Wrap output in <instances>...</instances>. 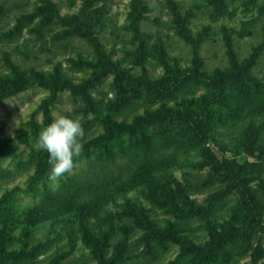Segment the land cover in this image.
Returning <instances> with one entry per match:
<instances>
[{"label":"rangeland","instance_id":"1","mask_svg":"<svg viewBox=\"0 0 264 264\" xmlns=\"http://www.w3.org/2000/svg\"><path fill=\"white\" fill-rule=\"evenodd\" d=\"M212 2L0 0V78L13 82L12 66L24 86L16 92L11 85L0 104V144L16 148L10 157H0V199L13 190L18 199L8 235L2 227L1 264H98V252L110 258L122 241L130 244L125 264H186L175 245L145 254L137 241L143 231L136 228L143 215L158 228L172 223L175 235L198 250L213 242L220 264H264V227L255 216L264 218V103L252 98L264 90V0H223L225 9ZM20 23L26 25L14 35ZM221 74L234 77V97L248 100L249 107L240 116L213 110L209 124L201 116L215 90L195 78L216 80ZM123 75L147 83L126 107L115 86ZM184 77L188 82L173 97L157 103L145 97L151 85L164 92ZM81 94L95 106L94 123L85 119ZM182 110L205 129L206 159L183 153L192 142L178 119L151 126L154 147L163 144L162 132L176 137L159 156L147 158L141 146L133 155L128 149L102 159L85 154L113 124ZM57 114L81 116L85 137L73 171L53 182L48 154L38 150L36 140ZM232 117L234 124L218 127L217 120ZM246 164H252L249 173L238 175ZM41 166L47 171L42 178ZM228 174L240 180L205 184L208 177ZM44 188L55 196L47 203L39 197ZM180 194L196 207L214 201L217 210L204 219L166 214L171 196ZM53 200L63 209L59 213L49 207ZM222 233L231 234L226 245L218 240ZM34 249L35 256L11 261Z\"/></svg>","mask_w":264,"mask_h":264},{"label":"trees","instance_id":"2","mask_svg":"<svg viewBox=\"0 0 264 264\" xmlns=\"http://www.w3.org/2000/svg\"><path fill=\"white\" fill-rule=\"evenodd\" d=\"M218 8L225 9V5L223 0H217L214 2ZM253 1V0H251ZM26 24L20 23L18 24V27L16 28L14 35H19L23 29V27ZM11 36V35H10ZM73 65H78V69L83 66V64L79 65V63H72ZM85 66V65H84ZM12 69V75L14 81L9 82L10 78H0V104L2 100L10 95L12 92L10 90L11 85H15L16 92H18L20 89L22 90L24 88L22 81V74L17 71L15 67L10 66ZM183 77V76H182ZM220 77V75H219ZM186 77L181 78L180 82L178 84H174L170 89H167L164 92H157L156 88L151 85L150 90H146L145 97L147 99L152 100L154 103L160 102L163 99L170 97H173L175 93H178L188 81H185ZM196 82H200L202 84H205L209 89L215 90V99L213 101H210V105L206 108H204L206 114H203L201 117V120H205L207 117V122L214 123V118L211 116L212 111H218V110H225L226 113L234 114V115H242L245 113L246 107H249L246 105L249 101L246 99H239L237 100L234 97L233 94V87L234 84L235 87H237L236 82H234V77L227 78L225 74H221V77L216 80L212 79H206L196 77ZM221 79V80H220ZM185 81V82H184ZM228 82L227 88L225 85H223L224 82ZM257 81V80H254ZM207 82V83H205ZM122 83H126L128 90H131V94L127 95V89L125 84L122 86ZM233 83V84H232ZM259 84V82L257 81ZM147 83L141 79H130L127 78L126 75H123L122 81H120L118 84H116V90L119 94L120 98V105L123 107H126L129 103L132 102V99L134 98V93L142 94L143 90L142 88L146 87ZM66 85L63 84V87ZM238 86L240 88L245 87V83L239 82ZM69 88L68 86H66ZM63 89V88H62ZM243 89V88H242ZM15 92V93H16ZM75 94L78 95V92L75 91ZM135 94V95H139ZM252 98L256 100V102L264 103V90L261 91L260 95H252ZM81 99L84 102V114L85 119L88 124L94 123L97 119V116L95 114V106L92 102V100L87 97L86 94H81ZM91 113L94 116V119L89 120L88 114ZM178 119V120H177ZM179 121L184 124V132L189 138V140L192 142L190 146L184 149L183 153L188 154L189 152H195L196 154H199L203 156L204 159H206V154L209 151L205 147V142L203 139V132H205V129L200 126L198 122H196V117L190 112L189 110H182L177 111L175 113H168V112H161L159 116L150 117L148 120L144 119H138L134 123L130 125H116L113 124L109 127L108 132L105 136H103L101 139L96 140V142L89 144L85 148V154L89 155V151H92V155H94L98 159H102L104 157H111L113 156V153L115 151L126 153L129 151L131 155H133L134 151H138L139 149L136 147H143L144 148V155H146L147 158H152L154 156H159L162 153V148L168 147L175 139L176 137L174 135V132H171L167 136L165 132H162V145L152 146L150 143L152 131L150 130L151 126H154L155 124H159L162 121H169V123ZM235 123V118H226V119H219L217 120V125L220 128H226L227 125ZM49 124V123H48ZM47 124V125H48ZM160 131V130H159ZM161 132V131H160ZM14 146L9 145H2L0 144V157H10L13 152L15 151ZM128 149V150H127ZM127 150V151H126ZM46 154H48L46 152ZM89 157V156H87ZM249 167H242L238 169V175H245L248 174L249 171L252 168V164H246ZM46 167L41 166V169L38 171V176L42 178L45 174ZM237 179V180H236ZM239 181V178L233 177L231 174H228V176L224 178H216V177H208L205 184L207 185H213L217 182L221 183H233L234 181ZM246 189V187H245ZM33 193V192H32ZM32 197H37L38 194H32ZM40 200L43 201V203H47L51 201L55 196L48 191V189H43V193L39 194ZM18 199L16 197V192L13 190L11 192H8L2 198L0 199V235L2 232V227L4 228V232L7 230V235L11 231L10 228H8V225L12 222L14 219V209L16 207ZM177 201V203H175ZM222 201V199L219 200V202ZM57 200H53V204H47L49 207H51V211L53 213H59L63 209L60 207V204L56 206ZM181 204V208H178V204ZM251 203V207L254 206V204ZM170 204L171 206L167 207L166 214L177 216V219L186 220V219H204L206 216H208L210 213H214L217 210V206L214 204V201H209L205 206L203 207H196L194 205V202L190 200L186 195H177V196H171L170 198ZM159 208L162 209L163 206L161 204H158ZM44 207V206H43ZM163 210V209H162ZM255 212V211H254ZM258 220V226L259 228L264 227V218L260 219L261 216L259 214L255 215ZM140 217V216H139ZM174 226L172 223L167 222L166 227L164 228H158L156 223L153 221H149L144 215L142 217V222L136 224V228L138 230L143 231V235L141 238L137 239L139 244H141V247L143 250H145V254L149 255L152 254L157 247L165 248L167 245H175L178 246L180 249V256L186 257L187 260L183 261L186 264H220L223 260L221 257L220 250L213 244V242L207 243L205 245V248L203 250H198L193 244L187 242L184 238H179L175 235L173 231ZM256 231V229L251 228L248 230L249 233L253 234ZM242 235V234H241ZM239 236V241L243 242L245 241V238L242 236ZM231 236V234H219L218 240L223 244L226 245L228 243V238ZM234 245H237L236 241H232ZM129 246L126 241H122L119 244L118 249L113 251L110 258H106L105 254L98 252V258L97 261L98 264H125L127 262V256L129 254ZM37 254V250H32L29 254L20 255V256H14L11 257V261L14 262H21L23 257H26L27 259L31 258L32 256H35ZM53 261V260H52ZM1 264V261H0ZM5 264V263H4ZM52 264V262L50 263Z\"/></svg>","mask_w":264,"mask_h":264},{"label":"clouds","instance_id":"3","mask_svg":"<svg viewBox=\"0 0 264 264\" xmlns=\"http://www.w3.org/2000/svg\"><path fill=\"white\" fill-rule=\"evenodd\" d=\"M87 118L91 120L94 116L89 113ZM84 137L82 117H70L64 114L55 115L39 132L36 147L48 153L51 181H58L65 174L73 171L78 159L84 154Z\"/></svg>","mask_w":264,"mask_h":264}]
</instances>
